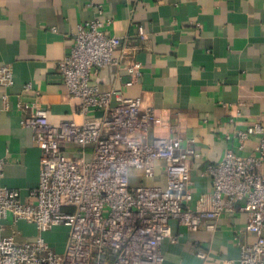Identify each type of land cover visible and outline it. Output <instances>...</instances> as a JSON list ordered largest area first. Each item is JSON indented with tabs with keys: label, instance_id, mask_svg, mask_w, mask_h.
<instances>
[{
	"label": "crops",
	"instance_id": "crops-1",
	"mask_svg": "<svg viewBox=\"0 0 264 264\" xmlns=\"http://www.w3.org/2000/svg\"><path fill=\"white\" fill-rule=\"evenodd\" d=\"M97 17L111 19L110 31L126 40L115 51L123 65L139 59L143 67L133 85L126 84L127 70L116 65L100 69L93 82L102 91L119 88L140 97L143 107L155 109V125L144 140L176 136L186 148L195 139L201 157L190 161L191 205L209 208L207 166L229 148L248 155L259 147V134L241 148L237 133L264 124V0H0V65H10L15 78L11 87L0 82L3 183L25 200L39 183L42 151L33 129L21 122V99L46 107L52 124L81 119L58 62L69 52L78 25ZM140 25L145 39L139 37ZM26 82L35 92H24ZM166 180L164 161L156 162L152 175L131 170L133 185L165 186ZM246 220L243 213H225L214 230L197 232L173 221L181 236L176 243L164 240L165 263L237 259L241 244L255 237L245 230ZM199 248L211 251L208 260L197 255Z\"/></svg>",
	"mask_w": 264,
	"mask_h": 264
},
{
	"label": "built area",
	"instance_id": "built-area-1",
	"mask_svg": "<svg viewBox=\"0 0 264 264\" xmlns=\"http://www.w3.org/2000/svg\"><path fill=\"white\" fill-rule=\"evenodd\" d=\"M111 22L97 17L80 23L69 52L58 62L80 120L52 124L38 101L18 103L25 112L22 124L33 129L42 151L40 178L25 200L20 190L3 183L5 159L0 156V264H166L164 240L176 243L181 236L173 221L193 232L214 230L216 221L231 212L246 215L245 230L255 237L241 244L237 259L224 264H264V124L256 122L237 133L241 148L259 134L256 152L241 155L229 148L223 159L207 166L211 206L191 205L190 161L201 157L195 139L186 148L176 136L144 140L155 125V109L143 107L140 97L119 88L102 91L93 82L108 65L127 70V85L142 74L139 59L124 66L115 56L126 40L110 31ZM139 37L145 39L142 25ZM0 82L6 88L15 84L10 65H0ZM24 92H35L31 82L24 84ZM158 161L165 162V186L132 184V169L152 175ZM20 220L40 232L68 225L64 251L59 253L43 236L24 239L17 228ZM210 253L197 250L203 260Z\"/></svg>",
	"mask_w": 264,
	"mask_h": 264
},
{
	"label": "rangeland",
	"instance_id": "rangeland-1",
	"mask_svg": "<svg viewBox=\"0 0 264 264\" xmlns=\"http://www.w3.org/2000/svg\"><path fill=\"white\" fill-rule=\"evenodd\" d=\"M17 228L21 231L24 239L33 241L38 236H43L45 240L59 253H62L66 247L70 227L61 224L50 228L45 232H40L35 224L20 220Z\"/></svg>",
	"mask_w": 264,
	"mask_h": 264
}]
</instances>
